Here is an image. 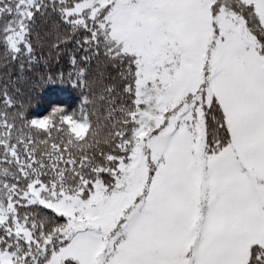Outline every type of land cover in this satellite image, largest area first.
<instances>
[{
  "label": "snow or ice",
  "instance_id": "6c2138e0",
  "mask_svg": "<svg viewBox=\"0 0 264 264\" xmlns=\"http://www.w3.org/2000/svg\"><path fill=\"white\" fill-rule=\"evenodd\" d=\"M0 61V264H264V0H0Z\"/></svg>",
  "mask_w": 264,
  "mask_h": 264
},
{
  "label": "trees",
  "instance_id": "16d2710c",
  "mask_svg": "<svg viewBox=\"0 0 264 264\" xmlns=\"http://www.w3.org/2000/svg\"><path fill=\"white\" fill-rule=\"evenodd\" d=\"M34 44L36 41H33ZM47 47L43 50L45 61H41L31 72H26L17 86L20 88L18 99L23 100L25 105H29L28 114L31 118H41L46 116L54 106L62 107L65 114L74 110L79 111L81 90L73 86L68 73L71 70L67 54H64L59 62L53 53L48 55ZM40 54V53H38ZM2 65V61H0ZM63 72V79L47 82L45 77L51 74L56 77ZM17 76L15 65L8 67L0 66V88L10 79ZM12 90L11 87L9 89Z\"/></svg>",
  "mask_w": 264,
  "mask_h": 264
},
{
  "label": "clouds",
  "instance_id": "9594fccd",
  "mask_svg": "<svg viewBox=\"0 0 264 264\" xmlns=\"http://www.w3.org/2000/svg\"><path fill=\"white\" fill-rule=\"evenodd\" d=\"M57 108L64 110L62 107L54 106L46 116H52V114L54 113V110ZM58 116H59V114H56L52 118H58Z\"/></svg>",
  "mask_w": 264,
  "mask_h": 264
}]
</instances>
